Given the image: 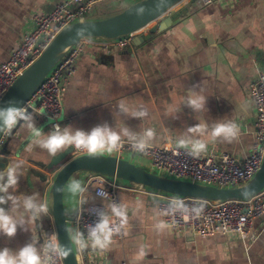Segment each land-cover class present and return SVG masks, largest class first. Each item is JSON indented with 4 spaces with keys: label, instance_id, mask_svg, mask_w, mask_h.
I'll return each mask as SVG.
<instances>
[{
    "label": "crops",
    "instance_id": "0c3cea01",
    "mask_svg": "<svg viewBox=\"0 0 264 264\" xmlns=\"http://www.w3.org/2000/svg\"><path fill=\"white\" fill-rule=\"evenodd\" d=\"M61 1L0 0V64L9 59L22 36L33 27V17L49 13ZM137 1L140 0H101L89 12V18L114 15ZM171 15L176 18L166 30L156 31L139 46L106 47L89 41L77 60L74 75L65 83L64 118L59 125L85 131L103 123L113 127L125 123L137 132L153 128L157 136L152 146L161 147L176 146L177 139L200 119L210 125L221 119L231 120L240 126L239 137L231 143L211 142L210 137H205L210 142L202 154L224 152L244 161L255 137L256 109L250 88L264 68V0H215L207 7H201L198 0H184L138 35L149 34L154 25ZM193 88L207 97V112L194 113L183 105L184 97ZM121 101L132 108H146L149 115L141 120L122 116L118 114ZM39 105V98H34L25 108L35 116L36 126L48 133L52 121ZM176 108L181 111H170ZM5 153L2 170L17 157L25 161L17 195L39 193L48 205L49 189L59 167L46 169L53 157L34 147L22 122L13 128ZM130 156L125 158L134 161ZM87 176L85 172L76 173L67 184L79 180L87 188L88 202L107 207L109 202L88 192L93 185ZM67 184L63 204L69 218L81 197L73 196ZM119 184V200L128 213L125 235L121 241L113 237L104 251L87 248L94 250L96 262L264 264V217L253 222L251 238L220 233L193 236L175 233L168 227L157 229L155 226L164 221L158 209V195L146 188H135L134 184ZM54 231L48 211L31 225L30 231L18 229L13 238L0 235V248L17 250L31 237L40 238L43 243ZM141 248L147 253L142 259L138 258Z\"/></svg>",
    "mask_w": 264,
    "mask_h": 264
},
{
    "label": "built area",
    "instance_id": "2783aa9c",
    "mask_svg": "<svg viewBox=\"0 0 264 264\" xmlns=\"http://www.w3.org/2000/svg\"><path fill=\"white\" fill-rule=\"evenodd\" d=\"M100 1L63 0L57 3L49 13L34 16L33 27L22 36L17 47L11 51L9 59L0 64V100L19 75L40 57L44 49L63 28L86 18ZM198 1L201 7H207L215 0ZM136 35L138 34H132L116 41L104 42L102 45L124 48L132 44ZM88 43V40H83L72 46L32 97V99L39 98V109L52 121V128L60 121L55 117L62 114L65 83L74 75L77 60L82 55L84 46ZM250 94L256 109L255 137L252 149L244 161H239L233 155L224 152L193 156L189 154L188 150L176 146H152L146 154H141L135 152L127 141L122 144L119 151L103 152V154L120 158H125L127 154L131 157L140 156L148 159L149 166L158 173L175 179L220 188L238 187L249 181L259 171L264 159V68L252 83ZM13 128L10 131L0 133V170H2L1 160L6 156L5 146ZM84 154L91 153L73 148V156ZM87 177L89 183L93 185L92 189L88 190L89 193L109 203L113 201L120 203L119 190L122 187L116 180L92 173L88 174ZM134 187L144 189L141 186L135 185ZM98 193H101L103 198ZM155 193L160 198L158 202L159 212L167 227L175 233H189L193 236H210L217 233L223 235L237 234L243 238L246 236L251 238L250 229L253 222L264 217V188L245 200H207ZM81 201L82 198H79L75 213L68 218L70 234L77 228L86 232L85 226L94 224L97 220L94 212L104 208L100 204L92 202L82 204ZM175 201H183L189 207L199 206L203 203L204 208L199 216L183 214L172 210L171 206ZM114 219L119 223L118 218ZM124 235L125 227L113 237L121 241ZM73 245L79 264H108L93 260L94 250L85 249L81 251L74 243ZM59 264H64L63 260L59 261ZM117 264H126V262L121 261Z\"/></svg>",
    "mask_w": 264,
    "mask_h": 264
},
{
    "label": "clouds",
    "instance_id": "9594fccd",
    "mask_svg": "<svg viewBox=\"0 0 264 264\" xmlns=\"http://www.w3.org/2000/svg\"><path fill=\"white\" fill-rule=\"evenodd\" d=\"M87 35L85 31L77 33L78 38ZM206 103L207 97L196 88L189 89L183 100V105L194 113L207 112ZM170 111L178 113L181 109H170ZM118 114L139 120L149 115L146 108H132L124 101L118 105ZM34 117L26 108L17 107L15 101H9L6 107H0V133L10 131L22 122L30 132L34 147L46 151L52 157L68 148H79L93 155L103 152L112 153L119 151L125 141L130 143L135 152L146 154L157 136L153 128L137 132L125 123L115 124L114 127L103 123L88 131L71 125L61 127L55 124L51 131L45 133L42 128L36 126ZM63 118L64 113L55 117L57 120ZM239 135L240 126L231 120L221 119L210 125L200 119L195 126L188 127L177 139L176 146L188 150L193 156H199L207 151L210 141L221 140L231 143ZM205 137H210V141ZM24 168L25 161L17 157L0 170V235L8 238L15 237L18 229L30 231L31 225L49 211L47 203L42 200L39 193L17 195L20 178L24 176ZM67 189L73 196H80L82 204L88 202L85 197L87 188L82 186L79 180L70 181ZM62 191L63 188H57V192ZM98 195L103 198L101 193ZM171 207L173 211L199 216L204 205L201 203L199 206L189 207L183 201H175ZM94 214L97 220L94 224L85 226L86 232L77 228L70 236L72 243L81 251L89 247L94 250H106L111 245L113 236L119 234L128 221L126 207L114 201L107 207L104 206L102 210H96ZM114 218H118L119 223ZM155 227L163 229L167 225L161 221ZM40 241V238L31 237L30 242L17 250L0 248V264H59V261L70 255V249L61 245L55 233L47 235L43 243ZM146 254L141 248L138 258L142 259Z\"/></svg>",
    "mask_w": 264,
    "mask_h": 264
},
{
    "label": "water",
    "instance_id": "95a60500",
    "mask_svg": "<svg viewBox=\"0 0 264 264\" xmlns=\"http://www.w3.org/2000/svg\"><path fill=\"white\" fill-rule=\"evenodd\" d=\"M183 1L140 0L114 15L101 18L86 17L66 26L54 37L40 57L7 89L0 100V107H6L9 101H15L17 107L25 108L48 74L72 46L83 40L104 43L139 34L138 32ZM175 18L176 15L166 17L159 25H154L149 34L136 35L132 45L139 46L150 40L156 31L166 30ZM80 31H85L88 35L78 38L77 33ZM70 156H73V148L57 154L45 166L48 170L59 167L49 189L48 209L59 242L70 249V255L63 259L64 264H79L70 239V226L63 204L64 187L76 173L99 174L118 183L138 185L161 194L207 200H245L264 188V159L259 171L245 184L234 188H220L168 177L139 161L113 155L84 154L67 160ZM1 166H4L3 160ZM57 188H63V191L57 192Z\"/></svg>",
    "mask_w": 264,
    "mask_h": 264
},
{
    "label": "rangeland",
    "instance_id": "374dc122",
    "mask_svg": "<svg viewBox=\"0 0 264 264\" xmlns=\"http://www.w3.org/2000/svg\"><path fill=\"white\" fill-rule=\"evenodd\" d=\"M87 16H88V17H91L92 14H91V15L89 14V15H87ZM164 16H165V15H164ZM164 16H163V17H164ZM161 18H162V17H161ZM161 18H160V19H161ZM158 20H159V19H158ZM158 20H156L155 22H157ZM155 22H154V23H155ZM154 23H152V24H154ZM149 26H150V25H149ZM149 26H148V27H149ZM148 27H147V28H148ZM144 30H145V29L141 30V31L138 32V33L140 34V33H142ZM128 156H130V155L127 154L126 157H128ZM130 157H131V156H130ZM128 158H129V157H128ZM134 158H135V159H133L134 161L139 160V161H142V162H143L144 164H146V165H150V163H149L148 160H146V159H144V158H142V157H140V156H135Z\"/></svg>",
    "mask_w": 264,
    "mask_h": 264
},
{
    "label": "bare ground",
    "instance_id": "6f19581e",
    "mask_svg": "<svg viewBox=\"0 0 264 264\" xmlns=\"http://www.w3.org/2000/svg\"><path fill=\"white\" fill-rule=\"evenodd\" d=\"M147 27H148V26H147ZM147 27H146V28H147Z\"/></svg>",
    "mask_w": 264,
    "mask_h": 264
}]
</instances>
